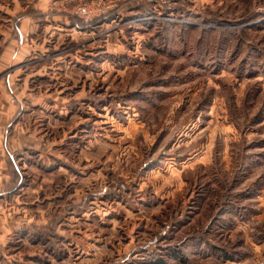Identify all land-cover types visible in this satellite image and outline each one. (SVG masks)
<instances>
[{
    "label": "rangeland",
    "instance_id": "rangeland-1",
    "mask_svg": "<svg viewBox=\"0 0 264 264\" xmlns=\"http://www.w3.org/2000/svg\"><path fill=\"white\" fill-rule=\"evenodd\" d=\"M11 7L1 216L47 208L68 264H264V0Z\"/></svg>",
    "mask_w": 264,
    "mask_h": 264
},
{
    "label": "crops",
    "instance_id": "crops-1",
    "mask_svg": "<svg viewBox=\"0 0 264 264\" xmlns=\"http://www.w3.org/2000/svg\"><path fill=\"white\" fill-rule=\"evenodd\" d=\"M0 11L9 15L11 18L12 16L27 14V10L20 7L4 8V10ZM2 202L4 200H0V203ZM49 205L48 203L46 207ZM22 206L25 208L22 209L23 212L26 210L29 211L32 208L40 214L39 216L30 214L27 221L18 220L16 213L12 216H1L0 214V264H68L69 260L66 255V250L60 248L61 246L59 244L56 243V245H52L49 248L46 246V244H52V239H49V234L45 233L37 236V232L33 233L32 231L33 227H48L49 221L42 211L47 208L37 209L40 204L36 201L28 202L27 204L23 203ZM23 217H26V214ZM1 222L4 225H1ZM9 223L13 224V226L8 225ZM56 230V234L61 236L62 229L59 227ZM32 238L37 239V242L31 241Z\"/></svg>",
    "mask_w": 264,
    "mask_h": 264
},
{
    "label": "built area",
    "instance_id": "built-area-1",
    "mask_svg": "<svg viewBox=\"0 0 264 264\" xmlns=\"http://www.w3.org/2000/svg\"><path fill=\"white\" fill-rule=\"evenodd\" d=\"M74 12L83 20H90L92 17L91 12H88L86 7H77Z\"/></svg>",
    "mask_w": 264,
    "mask_h": 264
},
{
    "label": "trees",
    "instance_id": "trees-1",
    "mask_svg": "<svg viewBox=\"0 0 264 264\" xmlns=\"http://www.w3.org/2000/svg\"><path fill=\"white\" fill-rule=\"evenodd\" d=\"M83 205H84V204H83ZM83 205H82L81 207H84ZM52 227H53V226H52Z\"/></svg>",
    "mask_w": 264,
    "mask_h": 264
}]
</instances>
